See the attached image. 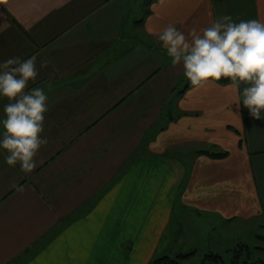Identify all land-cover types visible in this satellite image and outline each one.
Returning <instances> with one entry per match:
<instances>
[{
    "label": "crops",
    "instance_id": "crops-1",
    "mask_svg": "<svg viewBox=\"0 0 264 264\" xmlns=\"http://www.w3.org/2000/svg\"><path fill=\"white\" fill-rule=\"evenodd\" d=\"M224 15L264 21V0H0V62L37 56L28 88L48 97L49 141L28 174L0 149V264H150L162 231L173 241L193 227L197 241L179 254L217 225L264 227V119L243 107L245 85L192 86L155 35ZM151 155L175 178L138 206L121 184L153 174Z\"/></svg>",
    "mask_w": 264,
    "mask_h": 264
},
{
    "label": "clouds",
    "instance_id": "clouds-1",
    "mask_svg": "<svg viewBox=\"0 0 264 264\" xmlns=\"http://www.w3.org/2000/svg\"><path fill=\"white\" fill-rule=\"evenodd\" d=\"M171 58L173 67L182 65L183 74L194 87L209 81L228 79L230 87L240 91L243 107L252 118L264 119V21L236 22L229 15L210 21L206 27H192L187 32L169 23L155 33ZM50 62L40 61V68ZM39 75L37 56L12 57L0 62V97L6 98L0 149L9 167L20 164L31 173L41 161L35 159L48 144L43 136L48 97L41 87L28 88ZM240 104L237 105L239 108Z\"/></svg>",
    "mask_w": 264,
    "mask_h": 264
},
{
    "label": "rangeland",
    "instance_id": "rangeland-1",
    "mask_svg": "<svg viewBox=\"0 0 264 264\" xmlns=\"http://www.w3.org/2000/svg\"><path fill=\"white\" fill-rule=\"evenodd\" d=\"M188 145L189 146H187V149H185V151L192 149V147H196L194 144ZM179 152L181 153L182 151ZM142 153L143 155L148 154L147 152H145V150ZM180 153L178 154L180 155ZM186 154L187 153H183L184 160L186 159ZM171 155L172 153L166 156L171 157ZM152 157L158 158L160 160V162L157 164L147 166L146 169H152L153 174L147 173L141 176L138 174H133L131 176L129 175L127 182L121 184V188L123 190L134 193L138 206L142 205V202H147L148 204L150 200L156 201L157 204L160 199H153V197L151 196L152 194L154 195V193H152L151 191H163L166 186H169L171 184L173 178H175L173 176V172H170L168 177L165 178V165L163 164V160L165 158L162 155H151V158ZM124 176L125 175L122 174L121 177ZM173 215L176 216L175 214ZM157 216L158 215L156 214L152 215L153 226H156ZM259 224L258 222H254L247 225L244 222L237 220L232 223V226L234 227L229 232L225 231V229H222L220 225H217V228L210 231V237H207V239H202L196 246H194V252L184 253L179 251L180 253L177 254L176 252L178 251L176 250H186L187 248V246H182L181 244L193 243L194 241H197L194 232H191L192 230H194L193 227L189 226L188 224H184L183 228L181 229V235H183V237L181 238L182 240L180 239V236L179 238L175 236L173 241H170V237L167 234H165L163 237V231L160 237L159 235H157V237L154 239L153 257L175 258L178 255L187 254L189 255V257H191V260H187V264H200L204 255L210 253L216 254L217 252V254L220 255L227 263L229 258L231 257L232 252L236 248L245 246V248L250 249V251L252 252V257H260L264 260V253L262 250H259H264V227H261V225ZM175 226L176 223L171 219L168 231L170 233H174V235H176V232L174 231V229H176ZM153 233H156L155 229ZM213 234L215 236H213ZM245 248L243 247L244 251L247 252Z\"/></svg>",
    "mask_w": 264,
    "mask_h": 264
},
{
    "label": "trees",
    "instance_id": "trees-1",
    "mask_svg": "<svg viewBox=\"0 0 264 264\" xmlns=\"http://www.w3.org/2000/svg\"><path fill=\"white\" fill-rule=\"evenodd\" d=\"M228 80V79H223ZM212 157L220 158L225 156V153H217V154H210ZM243 247L240 246L236 248L229 258L228 262L226 263L224 259L218 254H206L204 255L200 264H264V260L260 257H252V252L250 249L245 248L247 252L244 251ZM259 249V248H258ZM262 250L264 253L263 249ZM189 255L181 254L175 258L170 257H160L158 259L152 260L150 264H187V260L189 259Z\"/></svg>",
    "mask_w": 264,
    "mask_h": 264
}]
</instances>
